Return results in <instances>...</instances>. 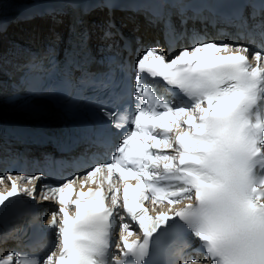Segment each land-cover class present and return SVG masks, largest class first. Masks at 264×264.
Instances as JSON below:
<instances>
[{
  "label": "snow or ice",
  "instance_id": "6c2138e0",
  "mask_svg": "<svg viewBox=\"0 0 264 264\" xmlns=\"http://www.w3.org/2000/svg\"><path fill=\"white\" fill-rule=\"evenodd\" d=\"M80 3L67 0L69 7ZM95 4L111 10L117 0ZM146 19L160 26L169 48L181 40L188 46L171 58L159 46L138 48L128 59L132 42L119 43L108 24L95 56L84 33L63 61L49 44L22 66L43 74L25 75L10 99L23 97L32 115L41 109L30 99H44L70 117L57 147L83 145L71 166H92L39 190L42 174L0 176V185H10L0 189V222L7 202L22 194L58 205L47 220L50 250L43 257L9 252L0 264H264V46L254 51L187 28L189 20L211 19L237 38L264 42V0H154ZM11 134L38 140L20 127ZM86 185L95 188L84 191ZM165 239L168 258L158 262L154 248L161 254Z\"/></svg>",
  "mask_w": 264,
  "mask_h": 264
},
{
  "label": "bare ground",
  "instance_id": "6f19581e",
  "mask_svg": "<svg viewBox=\"0 0 264 264\" xmlns=\"http://www.w3.org/2000/svg\"><path fill=\"white\" fill-rule=\"evenodd\" d=\"M36 0H0V25H4L8 20H17L21 13L36 7ZM26 24V23H25ZM21 25L27 30H44L48 28V23L43 20H35ZM19 115L14 108V104L6 101V96L0 97V115Z\"/></svg>",
  "mask_w": 264,
  "mask_h": 264
}]
</instances>
